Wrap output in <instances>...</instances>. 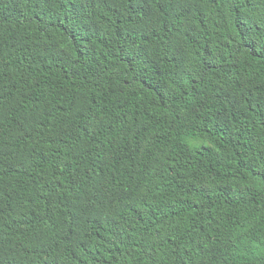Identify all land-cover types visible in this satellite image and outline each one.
Instances as JSON below:
<instances>
[{
	"label": "trees",
	"instance_id": "1",
	"mask_svg": "<svg viewBox=\"0 0 264 264\" xmlns=\"http://www.w3.org/2000/svg\"><path fill=\"white\" fill-rule=\"evenodd\" d=\"M0 264H264V0H0Z\"/></svg>",
	"mask_w": 264,
	"mask_h": 264
}]
</instances>
